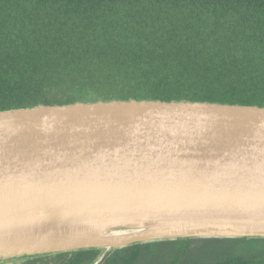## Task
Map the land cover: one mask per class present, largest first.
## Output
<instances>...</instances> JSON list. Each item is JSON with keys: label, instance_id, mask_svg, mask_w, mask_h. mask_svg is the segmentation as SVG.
Here are the masks:
<instances>
[{"label": "water", "instance_id": "1", "mask_svg": "<svg viewBox=\"0 0 264 264\" xmlns=\"http://www.w3.org/2000/svg\"><path fill=\"white\" fill-rule=\"evenodd\" d=\"M264 239V107L112 100L0 111V264Z\"/></svg>", "mask_w": 264, "mask_h": 264}, {"label": "trees", "instance_id": "2", "mask_svg": "<svg viewBox=\"0 0 264 264\" xmlns=\"http://www.w3.org/2000/svg\"><path fill=\"white\" fill-rule=\"evenodd\" d=\"M149 99L264 107V0H0V111ZM105 264H264V239L136 245Z\"/></svg>", "mask_w": 264, "mask_h": 264}, {"label": "rangeland", "instance_id": "3", "mask_svg": "<svg viewBox=\"0 0 264 264\" xmlns=\"http://www.w3.org/2000/svg\"><path fill=\"white\" fill-rule=\"evenodd\" d=\"M211 245V244H210ZM209 244L208 245H201V246H198L199 248H208V249H213V247H212V245L210 246ZM218 244H215V246H217ZM218 247H221L220 245H218L217 246V248ZM54 262H52L51 260H50V262H49V264H53ZM4 264H9V263H4Z\"/></svg>", "mask_w": 264, "mask_h": 264}]
</instances>
